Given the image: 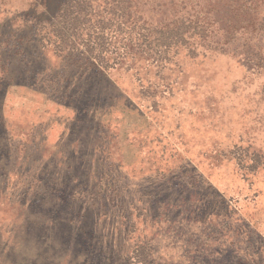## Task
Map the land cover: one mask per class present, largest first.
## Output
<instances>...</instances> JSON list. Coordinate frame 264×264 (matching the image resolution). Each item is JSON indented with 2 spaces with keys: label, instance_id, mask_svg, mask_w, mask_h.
I'll list each match as a JSON object with an SVG mask.
<instances>
[{
  "label": "rangeland",
  "instance_id": "obj_1",
  "mask_svg": "<svg viewBox=\"0 0 264 264\" xmlns=\"http://www.w3.org/2000/svg\"><path fill=\"white\" fill-rule=\"evenodd\" d=\"M65 1L0 0V264H264V2L90 0L98 71Z\"/></svg>",
  "mask_w": 264,
  "mask_h": 264
},
{
  "label": "trees",
  "instance_id": "obj_2",
  "mask_svg": "<svg viewBox=\"0 0 264 264\" xmlns=\"http://www.w3.org/2000/svg\"><path fill=\"white\" fill-rule=\"evenodd\" d=\"M88 1L90 0H66L51 18L41 19L35 14H28L29 16L26 19L30 21L32 27V22H34L36 30L33 37L41 45L51 46L59 55L68 58V60L75 59L79 63L83 62V65L86 64L87 66H85L90 69L98 71L112 70L119 63V57L112 60L107 59V56L112 53L102 48V46L99 48L91 47L89 43L92 35L90 33L87 34L89 35L87 41H84L86 47L83 49L76 47L77 37L81 36L76 27L84 23L81 17L83 13L84 15L87 14L85 8L88 7ZM253 2L262 3L264 0H253ZM248 9H246L247 12ZM37 34L39 38H37ZM101 37L102 35H99L97 38Z\"/></svg>",
  "mask_w": 264,
  "mask_h": 264
}]
</instances>
